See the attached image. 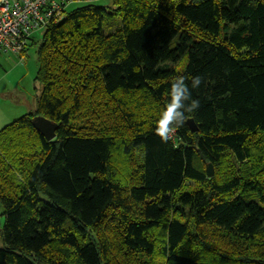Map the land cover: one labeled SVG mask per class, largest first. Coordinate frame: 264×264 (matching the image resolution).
I'll list each match as a JSON object with an SVG mask.
<instances>
[{
    "label": "trees",
    "instance_id": "1",
    "mask_svg": "<svg viewBox=\"0 0 264 264\" xmlns=\"http://www.w3.org/2000/svg\"><path fill=\"white\" fill-rule=\"evenodd\" d=\"M94 1L41 30L37 109L0 130V264H264V0ZM176 76L199 108L162 142Z\"/></svg>",
    "mask_w": 264,
    "mask_h": 264
},
{
    "label": "rangeland",
    "instance_id": "2",
    "mask_svg": "<svg viewBox=\"0 0 264 264\" xmlns=\"http://www.w3.org/2000/svg\"><path fill=\"white\" fill-rule=\"evenodd\" d=\"M85 0H73L66 9L83 5ZM96 5H109L111 0H95ZM43 32H34L32 37L37 42L24 54L12 51H0V130L22 116L33 113L37 109L41 94V84L36 81L39 63L37 49ZM5 216L0 204V231L3 229Z\"/></svg>",
    "mask_w": 264,
    "mask_h": 264
},
{
    "label": "built area",
    "instance_id": "3",
    "mask_svg": "<svg viewBox=\"0 0 264 264\" xmlns=\"http://www.w3.org/2000/svg\"><path fill=\"white\" fill-rule=\"evenodd\" d=\"M73 0H0V51L20 54L34 32L62 19Z\"/></svg>",
    "mask_w": 264,
    "mask_h": 264
},
{
    "label": "clouds",
    "instance_id": "4",
    "mask_svg": "<svg viewBox=\"0 0 264 264\" xmlns=\"http://www.w3.org/2000/svg\"><path fill=\"white\" fill-rule=\"evenodd\" d=\"M202 77L192 78V88H198ZM199 108V101L193 99L186 83V78L176 76L171 81L170 100L157 121L156 134L162 142H167L185 122V113H192Z\"/></svg>",
    "mask_w": 264,
    "mask_h": 264
},
{
    "label": "water",
    "instance_id": "5",
    "mask_svg": "<svg viewBox=\"0 0 264 264\" xmlns=\"http://www.w3.org/2000/svg\"><path fill=\"white\" fill-rule=\"evenodd\" d=\"M187 124L189 125L192 132H196L198 128L194 124L192 120H188ZM33 125L38 130V132L44 136L48 141H52L56 137V131L58 129V125L44 117L35 118L33 121ZM207 173L209 177L214 175L213 167L211 165L207 166Z\"/></svg>",
    "mask_w": 264,
    "mask_h": 264
}]
</instances>
